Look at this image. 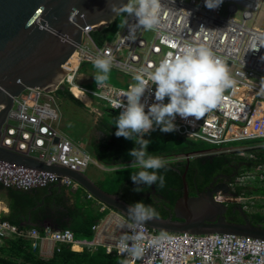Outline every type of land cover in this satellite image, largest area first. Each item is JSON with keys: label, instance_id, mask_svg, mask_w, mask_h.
<instances>
[{"label": "built area", "instance_id": "2783aa9c", "mask_svg": "<svg viewBox=\"0 0 264 264\" xmlns=\"http://www.w3.org/2000/svg\"><path fill=\"white\" fill-rule=\"evenodd\" d=\"M263 9L264 0H223L216 9L205 7V0H162L157 28L138 29L133 39L125 21L127 25L135 21L124 15L121 29L112 40L102 44L93 42L89 37L91 26L86 25L83 44L62 64L64 74L60 83L88 97L85 105L95 100L120 115L123 109L117 105L126 103L123 94L135 83L134 75L154 68L170 54L175 56L186 45L207 47L228 67L235 84L224 92L222 106L201 119L184 120L177 116V134L215 145L264 138ZM102 54L111 57L113 67L127 75L125 84L106 82L103 87L96 84L89 87L77 79L80 64L93 63ZM52 90L29 88L14 98L1 128L0 146L71 170L85 171L90 164L98 165L82 145L52 124L57 115L40 99ZM154 91L155 86L152 95L145 94L149 105L155 102ZM50 183L66 187L79 184L63 173L0 158L1 185L30 189ZM85 191L86 198L92 199L101 212L91 238H76L70 228L50 225L40 229L20 228L2 216L8 208L0 199V240L13 235L26 236L32 249L42 256H49L58 249V244H67L74 251L102 247L106 253L116 255L122 264H264L263 238L233 232L163 231L146 224L130 228L131 221L125 214ZM215 196L228 198L220 192ZM249 205L252 202L244 204L246 208ZM132 235L142 237L136 241L143 248L139 259L129 256L121 244L124 237Z\"/></svg>", "mask_w": 264, "mask_h": 264}, {"label": "water", "instance_id": "95a60500", "mask_svg": "<svg viewBox=\"0 0 264 264\" xmlns=\"http://www.w3.org/2000/svg\"><path fill=\"white\" fill-rule=\"evenodd\" d=\"M127 2L0 0V132L14 98L25 89L48 91L58 85L64 72L62 63L82 43L84 27L90 25L96 29L109 24L116 17L110 5ZM65 37H70L71 43ZM0 158L69 175L99 200L128 217L131 203L101 188L85 171L71 170L59 164L48 165L1 146ZM216 190L225 192L226 187L217 186L213 192ZM221 202L214 200L210 191L196 197L185 196L174 205L175 214L181 217L180 220L156 216L146 225L163 231L233 232L264 239V226L260 224L249 220L241 223L225 220L221 212L226 205ZM226 202H230V199H226ZM44 223L47 225L48 222Z\"/></svg>", "mask_w": 264, "mask_h": 264}, {"label": "clouds", "instance_id": "9594fccd", "mask_svg": "<svg viewBox=\"0 0 264 264\" xmlns=\"http://www.w3.org/2000/svg\"><path fill=\"white\" fill-rule=\"evenodd\" d=\"M222 3L223 0H205V7L216 9ZM110 6L115 16L126 15L134 19L135 22L131 25H127V21H125V25L129 29L128 35L133 39L135 38L134 34L136 30H154L159 25L162 0H128L127 3L119 5L112 3ZM96 29L91 28L89 31L90 38V32ZM120 29L117 28L116 32ZM113 36L105 41L112 40ZM84 38L85 34L83 31V41L74 51L83 44ZM65 39L71 43L70 37H65ZM92 40L96 43L94 39ZM84 63L87 62H82L79 66L77 79L80 74L87 73L81 70V65ZM93 66L97 70V74L94 76L96 85L98 87L105 86L113 67L112 58L102 54L93 61ZM123 77L126 79L127 75L124 74ZM133 80L135 83L130 85L128 91L123 94L126 97V103L117 105L118 108H122L123 110L115 121L117 128L115 135L132 140L135 144L139 145L138 148L134 147L128 153L133 158L132 165L140 169L136 173L131 174L130 177L136 185L133 191H144L145 186L150 188L153 185L163 189L165 187V177L159 174V171L168 167V161L163 157L150 155L148 153V146L151 141L144 137L150 135L156 129L164 133L178 131V126L175 124L177 116L184 120H188L189 118H194V120L201 119L206 113L222 106L224 92L233 87L235 81L231 77L228 67L221 60L217 59L210 49L207 47H193L191 45L184 46L175 56L171 54L166 56L154 68L140 71L133 76ZM153 86H155V102L149 105L145 94L152 95ZM59 87L66 88L72 96L84 104V101L75 96L65 84L60 83V80L58 85L51 91V94L54 95V91ZM166 98L167 103H165ZM109 109L115 111L112 108ZM236 150L239 151V155L252 157L248 152V146H240ZM215 152L217 153L218 151ZM89 154L91 153L89 152ZM97 163L99 162L97 161ZM241 171L245 170L240 169ZM220 194L223 195L222 192ZM214 199L226 202L224 198L217 199L214 196ZM235 199L238 201L237 197ZM246 203L243 201L242 205ZM259 205L260 201L257 206ZM127 215L131 221L128 227L140 228L147 221L156 217L157 213L150 205L136 202L128 206ZM140 239H142L140 235H132L124 237L121 241V244L125 245L127 254L134 259H139L143 254V248L136 243Z\"/></svg>", "mask_w": 264, "mask_h": 264}, {"label": "trees", "instance_id": "16d2710c", "mask_svg": "<svg viewBox=\"0 0 264 264\" xmlns=\"http://www.w3.org/2000/svg\"><path fill=\"white\" fill-rule=\"evenodd\" d=\"M123 16L124 15L116 16V18L108 25L91 31V38L94 39L97 44L112 38L119 27ZM81 70L90 73L92 80L95 81L94 76L97 74V70L93 66V63L87 62L82 64ZM116 73L118 81L121 84H125L127 80L123 77L124 74L121 72ZM95 84L96 82L94 83V86ZM85 85L94 87L93 85ZM54 95L59 99L63 97L79 102L66 88H57L54 91ZM81 98L83 101L88 100L83 96H81ZM111 111L112 110L108 112ZM71 112L73 113L74 120L81 121L82 119H85V116L79 115L76 111ZM101 122L102 125L109 127L106 120L101 119ZM112 127L114 126L111 125V128ZM114 131L116 132V130ZM152 133H154V139L150 143V148L157 151L160 150L168 156H173L174 153L183 150L188 151L190 149H200L197 141L189 140L188 142H185L183 138H178L173 132L164 133L159 129H156ZM110 138L112 142L110 143L112 147L110 156H108L107 152L106 154H103L102 150H96L95 153L92 154L93 157L101 165L125 163L129 159V155L128 152L124 151V149L126 146H131V144L124 137H117L115 134L113 136L111 135ZM119 141L121 143H119ZM248 152L252 155V157L257 155L264 160V139H257V144L254 146L249 144ZM227 153L228 152L225 151L221 152L222 156L218 153L216 156L214 155L215 157L211 160L206 158L205 164L209 165V167H213L217 166L219 162L226 163L228 161L226 159ZM200 154H206V152ZM235 154L239 156V153ZM257 162L259 161L257 160ZM249 163V165H245V168L242 169L246 170L248 167L253 168L256 165V160L250 158ZM117 171L122 170L119 169ZM86 173L97 185L104 190L111 192L118 187V184L124 177V175L114 176L113 174V176L109 177L107 182H105L100 179V175L98 177L94 176L97 174L96 170H91ZM104 173H106V171H104L103 174ZM105 183L110 184L108 186H110L111 190L103 187ZM85 190L86 189L80 184L68 188L63 185L47 184L42 187H33L30 189L6 187L0 184V199L8 207V211L2 213V216L23 229L29 227H36L40 229L43 227L44 222H48L51 226L56 228H70L76 238L89 239L93 233V225L100 217L101 212L98 210V207L92 199L86 198ZM255 192L264 193V188L259 186L256 188ZM0 264L122 263L116 255L106 253L102 247L94 249L85 248L81 251H74L67 244H58V249H55L49 256H42L32 249L30 238L26 236L13 235L0 240Z\"/></svg>", "mask_w": 264, "mask_h": 264}, {"label": "flooded vegetation", "instance_id": "af4514ba", "mask_svg": "<svg viewBox=\"0 0 264 264\" xmlns=\"http://www.w3.org/2000/svg\"><path fill=\"white\" fill-rule=\"evenodd\" d=\"M95 127L98 128L104 136H106L107 133L111 134L109 127L106 125L99 124ZM95 141L98 142L99 145H104L103 142H100V139L91 141V145L86 144L89 149L87 147L86 148L91 154L95 153L96 150H100L99 148L93 150ZM193 141L201 142V140ZM219 146L222 147L221 149H223V151L228 152L226 157L228 161L226 163L219 162L217 166L213 167H209V165L205 164V161L206 158L211 160L213 157H215L216 154H218L216 152H206L207 155L200 154L203 153L202 150L196 148L190 149L188 151L183 150L176 152V154L173 156H168L164 153L160 155V157H163L168 161V167L159 171V174L164 175L165 177V187L163 189L153 185L150 188L145 186L144 191H133L136 185L133 183L130 177L131 174H134L140 170L138 167L132 165L133 159L127 164L105 165L107 168L106 173L110 171L115 172L119 169L124 172L122 174V176L124 175L122 181L118 184V187L113 190L114 194L118 195L122 200H125L131 204L143 202L145 205H150L155 209L157 217L166 218L169 220L181 219V217L176 216L174 205L185 196L196 197L198 195H202L203 193H209L210 191L212 198H214L216 191H221L216 190L213 192L214 188L217 186H225L226 191L221 192H223V195L228 196L227 199H230V202H224L226 207L224 211L221 212V215L224 217V219L236 223L249 220L251 223L264 226V215L262 212L257 210L249 212L236 199L232 198L237 197L240 193V183L237 182L235 176L240 173V169L243 170L242 168L248 164L250 161L249 156H247L249 160H247L246 156L239 154V156H237L233 152L237 146L229 147L218 145L217 148H220ZM111 150L108 152L106 151L108 156H110ZM217 150L219 152V149ZM223 151L221 150V152ZM258 158L259 157L257 155H254L252 158L253 160H256V164L258 163ZM98 166L100 167L101 164L98 163ZM50 184L62 185L60 183ZM103 187L111 190L110 186L103 185ZM216 216L218 217L219 215L216 214ZM43 226L45 225L43 224Z\"/></svg>", "mask_w": 264, "mask_h": 264}, {"label": "rangeland", "instance_id": "374dc122", "mask_svg": "<svg viewBox=\"0 0 264 264\" xmlns=\"http://www.w3.org/2000/svg\"><path fill=\"white\" fill-rule=\"evenodd\" d=\"M262 14H264V9L262 11ZM124 23V17H122L121 22L119 24L118 28H121L122 25ZM150 37V35H148ZM154 58H157V55L154 56ZM119 72L116 68L112 67L110 73H109V79L107 82L113 83L115 85H123L118 81L117 78V73ZM85 79H87V75L84 76ZM41 102L42 104H48V106L50 108H52L57 117L53 118V125H56L59 130L66 134L67 136H69L71 139L75 140H84V121L83 119L81 121L78 120H74L73 119V113L67 109L66 105L69 104L71 101L67 98H60V107L58 104V100L57 98L52 95L51 93H46L44 95L41 96ZM78 100V99H77ZM79 101V100H78ZM85 102H88V100H85ZM77 105H79V107L81 108V110H88L89 113L88 115L86 114H82V112L79 111V113L89 119H92V113L95 112L96 110L102 109L103 110V114L102 117L104 118V120H106L107 123L111 124L114 126V128L117 131V128L115 126V121L118 118L119 114H114L112 112H108L106 109H104L103 107H105L102 103L100 102H96L95 100H93L91 102L90 105H85L83 103L76 102ZM61 109V112H60ZM61 115V116H60ZM96 126V125H94ZM121 139V138H120ZM81 140V143H82ZM258 140H262V139H258ZM161 142V141H160ZM119 143H121L119 141ZM162 143V142H161ZM200 143V142H198ZM207 144V143H204ZM249 144H251L252 146L257 144V139H248V140H240V141H232V142H227L222 144V146H244L247 147ZM210 147H218V145H212L209 144ZM235 147V148H237ZM221 150V149H220ZM223 151V149H222ZM221 154V151L217 152ZM247 159L249 158H253L250 157L249 158L246 156ZM258 163L255 165L256 167L253 168H249L246 169L245 171H241L238 175L235 176V179L237 180V182L240 183V193L238 194L237 198H238V202L240 204H243L244 202H252V205L248 206L247 209L249 212H253L255 210L262 212V214L264 215V193H259V192H255L256 188H258L259 186L264 188V160L259 157L258 158ZM250 163L248 162V165ZM95 167H99L97 164H90L87 169L85 170V172H89L91 170H94ZM124 172L122 171H110L107 173H104V178L106 180H108L109 177L113 176H119L122 175ZM106 186H108L106 183L104 184ZM254 190V191H253ZM260 201V205L257 206V204ZM237 202V203H238ZM257 202V204H255ZM244 206V205H243Z\"/></svg>", "mask_w": 264, "mask_h": 264}, {"label": "crops", "instance_id": "0c3cea01", "mask_svg": "<svg viewBox=\"0 0 264 264\" xmlns=\"http://www.w3.org/2000/svg\"><path fill=\"white\" fill-rule=\"evenodd\" d=\"M85 75H87L88 77H87V79H85ZM78 80H80V81H83L84 83H86V84H88V85H93L94 86V83H95V81H93L92 80V78H91V76H90V73H83V74H80V76H79V78H78ZM56 97V96H55ZM57 98V97H56ZM57 100H58V104H59V107H60V99L59 98H57ZM70 100V99H69ZM71 102L69 103V104H67L66 105V107H67V109H70L71 111H76L79 115H81L80 113H79V111L80 112H82V114H87L88 115V113H89V111L88 110H81V108L79 107V105H77L76 104V101H73V100H70ZM81 103V102H80ZM104 109H106V110H108V111H110L111 109H109L108 107H103ZM60 112H61V109H60ZM112 113H114V114H116V112L115 111H111ZM61 114H62V112H61ZM102 114H103V110L102 109H99V110H97V111H95V112H93L91 115H92V119H89V118H87V117H85V119H83L84 120V129H85V133H84V140H82V139H80V140H75L76 142H78L80 145H83L84 147H87L86 146V144H88V145H91V141H94V140H99L100 139V142H103L104 143V145H99L98 144V142H96L95 141V144H94V146H93V150H95L96 148H99L100 150H102V153L103 154H106V151L108 152L109 150H111V144L110 143H112L111 142V138H110V136L112 135H114L115 134V131L114 130H116L114 127H112L111 128V124H109V129H110V131H111V134H108L107 133V135L106 136H104V135H102V132L98 129V128H96L94 125H99V124H102V122H101V119H104L103 117H102ZM61 116V115H60ZM82 117V116H81ZM56 126V125H55ZM57 127V126H56ZM108 127V126H107ZM57 129L59 130V128L57 127ZM178 138L180 137V138H183V140L185 141V142H188L190 139H186V138H184L183 136H181V135H179V134H177V132H173ZM145 139H149L150 141H152L153 139H154V133H152L151 132V134L150 135H146L145 137H144ZM81 140H82V143H81ZM127 140V139H126ZM130 144H131V146L129 145V146H126L125 147V149H124V151H126V152H130L134 147H139V145H137V144H135V142L134 141H132V140H127ZM190 141H193V140H190ZM198 142V141H197ZM204 143H207V144H204ZM209 144L210 143H208V142H200L199 143V148L202 150V152L203 153H205V152H215V151H218L217 149H219V151H221L222 149V147H220V148H217V147H210L209 146ZM154 145V144H153ZM212 145H214V144H212ZM197 147H198V145H197ZM88 148V147H87ZM89 149V148H88ZM221 149V150H220ZM148 153L150 154V155H153V156H160V155H162L163 154V152H161L160 150H155V149H152V148H150V144H149V146H148ZM176 153H174V155H175ZM133 158L129 155V159L125 162V163H122V164H127V163H129L131 160H132ZM115 162V161H114ZM94 170H96L97 171V174H95L94 176H101L100 177V179H102L103 181H105V182H107V180L104 178V175H103V172L104 171H107V168L105 167V165H101L100 167H95V169ZM88 175V174H87ZM103 185V184H102ZM5 204V203H4ZM45 224V223H44ZM47 224H49V223H47Z\"/></svg>", "mask_w": 264, "mask_h": 264}, {"label": "bare ground", "instance_id": "6f19581e", "mask_svg": "<svg viewBox=\"0 0 264 264\" xmlns=\"http://www.w3.org/2000/svg\"><path fill=\"white\" fill-rule=\"evenodd\" d=\"M72 91L74 92V94L77 96V97H79L81 100H83L82 98H81V96H83L84 98H86V99H88V97H86L85 95H83L81 92H79L78 90H76L74 87L72 88ZM79 95H78V94ZM85 100V99H84ZM89 100V99H88ZM85 102V101H84ZM233 152L234 153H239V151L238 150H233Z\"/></svg>", "mask_w": 264, "mask_h": 264}]
</instances>
